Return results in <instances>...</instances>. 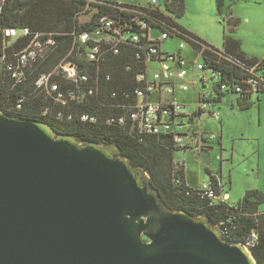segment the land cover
<instances>
[{"label":"water","instance_id":"1","mask_svg":"<svg viewBox=\"0 0 264 264\" xmlns=\"http://www.w3.org/2000/svg\"><path fill=\"white\" fill-rule=\"evenodd\" d=\"M114 144L0 112V264H257Z\"/></svg>","mask_w":264,"mask_h":264},{"label":"built area","instance_id":"2","mask_svg":"<svg viewBox=\"0 0 264 264\" xmlns=\"http://www.w3.org/2000/svg\"><path fill=\"white\" fill-rule=\"evenodd\" d=\"M0 1L1 12L5 0ZM174 1L152 0L150 8H121L119 17H102L91 31L69 34V47L53 34L0 29L4 38L1 72L13 86L31 87L34 91L28 92L29 96L34 92L44 94L48 99L40 108L44 116L54 111L58 119L72 120L65 110L87 105L92 111L81 115L84 123L104 122L141 141L144 136H169L176 163L186 167L184 160H178V153L192 149L204 155L213 149L212 142L218 141L215 134L208 135L201 129L204 116L219 119L214 108L227 95L251 98L264 91V59L249 66L222 49H197L186 35L145 10L162 11L165 4ZM171 40L180 41L178 49L164 51L163 45ZM16 43H21L22 48L15 49ZM185 48L193 52V59L186 55ZM60 49L63 56L57 65L35 75L37 66L61 55ZM207 49L211 56L205 55ZM236 69L245 75L240 76L241 80L234 75ZM200 85L204 91L199 90ZM191 88L198 92L196 107L190 112L180 97ZM27 97L20 99L18 107ZM174 182L181 184L177 176ZM197 190L211 205L227 203L229 198L218 177L216 184L209 180ZM222 227L219 229L228 242L231 229L225 224ZM258 240L257 232L252 231L241 245L252 254Z\"/></svg>","mask_w":264,"mask_h":264},{"label":"trees","instance_id":"3","mask_svg":"<svg viewBox=\"0 0 264 264\" xmlns=\"http://www.w3.org/2000/svg\"><path fill=\"white\" fill-rule=\"evenodd\" d=\"M94 1L96 2L89 3L88 0H5L0 12V29H29L33 33L53 34L56 39L69 47L72 43V37L69 34L91 31L102 17L117 18L122 15L121 8L133 9L138 6L102 0ZM216 8L218 15H225L226 0H216ZM186 9L185 0H175L165 4L162 11L145 10H149L167 26L186 35L188 42L195 48L202 49L206 46L217 51V48L176 21L177 18L185 15ZM229 15L232 13L230 12ZM82 16H87L83 22L80 21ZM239 24V20L229 17L230 28L229 32L224 35L222 50L249 66H254L259 59L245 54L242 51L241 41L233 35ZM165 28L168 29L166 26ZM3 40V34L0 32V56L3 53ZM22 46L21 43H16L14 47L21 49ZM205 55L211 56L212 53L207 49ZM62 56L61 51L58 58L54 57L37 66L35 75L52 70ZM233 71L238 80H241V75L245 76L241 70ZM32 91L34 90L31 87L29 89L25 86H13L12 80L2 74L0 67V112L11 117L40 121L48 125L57 135L76 136L83 141L116 145L122 155L130 159L133 166L140 167L147 172L151 186L169 209L183 211L193 217H206L212 225L217 227H222L223 224L228 225L231 229V240L228 242L233 244L245 243L252 231H256L259 240L257 246L252 249V255L257 264H264V212H260V206L264 203V194L261 191H247L237 205L232 206L227 203L211 205L208 199L201 197L197 188L188 185L186 167L176 163L173 141L169 136H144L141 141L128 136L123 131L107 126L104 122L95 125L84 123L80 120L81 115L92 111L87 105L67 108L66 115H72V120H60L54 111L44 116L40 108L48 103V99L40 92H34L29 96L28 92ZM23 96L28 97L22 106L18 107ZM250 99L239 97L244 109L249 108ZM206 172L210 180L216 184L217 177L209 170ZM176 176L181 180L180 185L174 182Z\"/></svg>","mask_w":264,"mask_h":264},{"label":"rangeland","instance_id":"4","mask_svg":"<svg viewBox=\"0 0 264 264\" xmlns=\"http://www.w3.org/2000/svg\"><path fill=\"white\" fill-rule=\"evenodd\" d=\"M123 5L149 7L152 0H102ZM1 3V1H0ZM186 13L176 21L188 31L214 46L223 48V38L229 32V14L240 24L233 34L242 43V51L259 60L264 59V0H226L225 15L217 13L216 0H185ZM87 16L81 17V22ZM179 40H171L163 45L164 51L174 52ZM185 53L194 58L193 52L185 48ZM199 90L204 91L202 85ZM197 88H191L182 95L188 111L195 109L194 99ZM249 108L236 95H227L214 108L219 119L204 116L200 127L208 135L215 134L218 141L212 142L213 149L204 155L195 150L178 153V160L187 165L190 184L202 187L210 180L207 170L217 175L228 192L227 204L237 205L249 190H259L264 194V92L254 94L249 100ZM264 212V203L260 206Z\"/></svg>","mask_w":264,"mask_h":264},{"label":"crops","instance_id":"5","mask_svg":"<svg viewBox=\"0 0 264 264\" xmlns=\"http://www.w3.org/2000/svg\"><path fill=\"white\" fill-rule=\"evenodd\" d=\"M216 177H218L217 175H215ZM186 177H187V183H188V185H190L191 187H193V188H199V187H195V186H192L191 184H190V182H189V180H188V176H187V165H186ZM219 178V177H218ZM229 196V194H228V192H226V195H225V197H228ZM230 197V196H229Z\"/></svg>","mask_w":264,"mask_h":264}]
</instances>
